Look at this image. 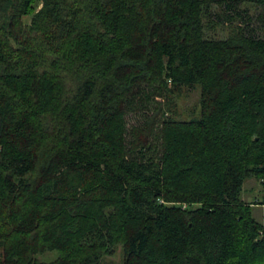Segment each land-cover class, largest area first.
<instances>
[{
  "label": "trees",
  "instance_id": "1",
  "mask_svg": "<svg viewBox=\"0 0 264 264\" xmlns=\"http://www.w3.org/2000/svg\"><path fill=\"white\" fill-rule=\"evenodd\" d=\"M251 178L264 0H0V264H264Z\"/></svg>",
  "mask_w": 264,
  "mask_h": 264
},
{
  "label": "rangeland",
  "instance_id": "2",
  "mask_svg": "<svg viewBox=\"0 0 264 264\" xmlns=\"http://www.w3.org/2000/svg\"><path fill=\"white\" fill-rule=\"evenodd\" d=\"M40 8L37 6L36 10ZM214 20L216 16L213 12ZM30 17H25L24 22L28 23ZM252 27V26H250ZM229 30L227 25L224 27H217L216 29L208 32L209 36H214L218 39H224L228 35ZM200 86L195 85L194 88H183L177 97L173 98L174 107L173 109L177 113V119L189 120L192 118H199L200 115ZM166 116L169 113L165 114ZM129 124H133L134 118L128 119ZM262 198V191L260 184L255 179H248L244 182L241 199L247 203L252 204V216L260 224L264 225V206L260 204ZM51 257V256H50ZM44 259V258H43ZM123 254L121 249H117L116 252L109 257L104 258L100 264H122Z\"/></svg>",
  "mask_w": 264,
  "mask_h": 264
}]
</instances>
